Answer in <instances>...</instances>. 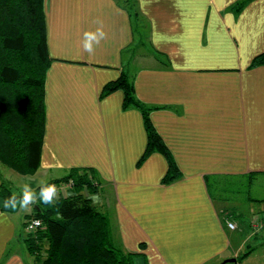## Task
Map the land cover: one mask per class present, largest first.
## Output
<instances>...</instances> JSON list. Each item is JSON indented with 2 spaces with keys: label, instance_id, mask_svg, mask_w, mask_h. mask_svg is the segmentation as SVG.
<instances>
[{
  "label": "crops",
  "instance_id": "0c3cea01",
  "mask_svg": "<svg viewBox=\"0 0 264 264\" xmlns=\"http://www.w3.org/2000/svg\"><path fill=\"white\" fill-rule=\"evenodd\" d=\"M242 1L45 0L55 60L41 167L24 176L0 164V185L17 181L23 194L28 184L35 197L36 187L71 168H94L102 181L96 204L110 215L115 242L141 253L134 264H264V229L251 226L264 218V201L234 214L230 229L231 204L215 201L206 183L260 172L264 186V64L251 66L264 51V0L239 8ZM97 21L107 36L89 54L83 33ZM122 71L153 108L183 174L169 184L164 154L138 164L148 139L141 110L124 108L122 90L101 97ZM34 199L10 213L0 198V264H36L24 242Z\"/></svg>",
  "mask_w": 264,
  "mask_h": 264
},
{
  "label": "trees",
  "instance_id": "16d2710c",
  "mask_svg": "<svg viewBox=\"0 0 264 264\" xmlns=\"http://www.w3.org/2000/svg\"><path fill=\"white\" fill-rule=\"evenodd\" d=\"M44 6L45 0H0V163L24 176L35 175L41 167L46 129V79L55 60L49 54ZM260 64H264V51L254 58L251 66ZM117 90L124 92L125 109L136 107L143 114L148 139L138 164L152 153L160 152L168 162L162 183L169 184L181 178L183 174L173 153L151 120L153 108L137 98L134 80L127 71L109 81L103 87L101 97ZM259 174L206 176V183L211 197L219 204L241 201L240 193L245 191L248 193L242 199L243 203L262 202L264 198L250 196V188ZM69 181L73 182L71 194L54 195L50 204L40 199L42 185ZM42 185L35 189L39 203L32 214L42 221V225L24 235V242L36 264H134L135 257L141 253L118 247L110 215L90 198L102 187L94 168H71L62 178ZM14 193L17 197L23 196L6 182L1 183L0 198L3 201ZM19 208V205L15 209L2 205L1 209L12 213ZM230 210L224 209L225 220H232L237 213ZM24 226L26 228L27 224Z\"/></svg>",
  "mask_w": 264,
  "mask_h": 264
},
{
  "label": "clouds",
  "instance_id": "9594fccd",
  "mask_svg": "<svg viewBox=\"0 0 264 264\" xmlns=\"http://www.w3.org/2000/svg\"><path fill=\"white\" fill-rule=\"evenodd\" d=\"M107 33L104 30L102 22L97 21V26L94 29L86 30L83 33V47L89 53L92 54L95 51L97 45L104 39H106ZM56 189L53 185H42L40 187V199L46 203L50 204L53 202V198L55 195ZM93 202H97L99 200V196L97 194H93L91 197ZM34 199V192L28 184H25L23 188V196L17 197L14 193L9 198L3 201V206L5 208H13L15 209L18 205L21 207H27L30 203H32Z\"/></svg>",
  "mask_w": 264,
  "mask_h": 264
},
{
  "label": "rangeland",
  "instance_id": "374dc122",
  "mask_svg": "<svg viewBox=\"0 0 264 264\" xmlns=\"http://www.w3.org/2000/svg\"><path fill=\"white\" fill-rule=\"evenodd\" d=\"M2 166H4L5 168H6V170H9V171H11V172H13V173H16V171H14L13 169H11V168H9V167H7V166H5V165H3L2 163H0ZM60 172V171H59ZM11 188H12V190L13 191H15V192H19L20 191V188H19V186H18V182L16 181L15 183H13V182H6ZM65 183H67V182H64V183H62V184H60V191H58V192H56L55 193V196H57L59 193H62V194H64V195H68V194H71L72 192H73V188L72 187H68V185L67 184H65ZM251 189V190H250ZM249 190H250V196L251 197H255V198H259V197H264V186H262L261 184H258V183H255V184H253L252 185V187L250 188ZM242 190H246L245 188H243ZM103 191H106V189L105 190H103ZM215 193H216V191H215ZM248 192L247 191H245V192H241L240 193V198L239 199H241V201H238V202H231L230 204H231V206L233 207V209L232 210H234L235 211V213L236 212H241L242 210L241 209H243V210H245L246 208H247V204L249 203V201H245V203H243V201H242V199L244 198V196L247 194ZM218 195V194H217ZM35 199V202H36V204H38L39 203V200H38V197L37 196H35L34 197ZM248 207H249V205H248ZM33 214V213H32ZM32 214H30L28 217H27V219H25V222H24V224L26 225L32 218H34V217H32ZM245 216V215H244ZM30 231H28L26 228H25V232H24V235L26 236L28 233H29ZM117 245H118V247L120 246V243L119 242H115ZM35 261V260H34ZM233 264V263H232Z\"/></svg>",
  "mask_w": 264,
  "mask_h": 264
},
{
  "label": "built area",
  "instance_id": "2783aa9c",
  "mask_svg": "<svg viewBox=\"0 0 264 264\" xmlns=\"http://www.w3.org/2000/svg\"><path fill=\"white\" fill-rule=\"evenodd\" d=\"M68 185V187H72L73 186V182L72 181H69L67 183H65ZM53 186L55 187L56 189V192L59 191L60 189V185H56V184H53ZM55 192V193H56ZM227 226L230 228V229H235L236 228V224L233 220H230V219H227ZM42 225V221L38 218H32L28 223H27V226H26V229L30 232L36 230L39 226ZM251 226L252 228L255 230V231H260V230H263L264 229V218H255L252 220L251 222Z\"/></svg>",
  "mask_w": 264,
  "mask_h": 264
},
{
  "label": "water",
  "instance_id": "95a60500",
  "mask_svg": "<svg viewBox=\"0 0 264 264\" xmlns=\"http://www.w3.org/2000/svg\"><path fill=\"white\" fill-rule=\"evenodd\" d=\"M232 261H236V259L235 258H233V259H231Z\"/></svg>",
  "mask_w": 264,
  "mask_h": 264
}]
</instances>
